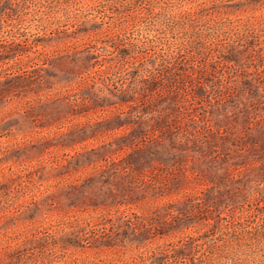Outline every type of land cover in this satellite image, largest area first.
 Instances as JSON below:
<instances>
[{"label":"rangeland","instance_id":"1","mask_svg":"<svg viewBox=\"0 0 264 264\" xmlns=\"http://www.w3.org/2000/svg\"><path fill=\"white\" fill-rule=\"evenodd\" d=\"M198 1L0 0V179L21 175L0 189V264H115L186 236L208 242L224 217L254 225L264 29L232 42L173 24ZM202 6L211 22L264 15V0ZM226 237L195 263L264 264V230Z\"/></svg>","mask_w":264,"mask_h":264},{"label":"trees","instance_id":"2","mask_svg":"<svg viewBox=\"0 0 264 264\" xmlns=\"http://www.w3.org/2000/svg\"><path fill=\"white\" fill-rule=\"evenodd\" d=\"M112 1V2H129L132 3L134 0H97V5L101 6L100 4H103V2ZM196 1V0H195ZM210 2H213L214 0H209ZM248 0H238L239 3L246 2ZM205 2V0H200L195 5V9L193 11H184L183 13H180L178 15H173L175 19H173V24H179L181 27L184 28V26L191 27L192 30L195 29V36L201 37L202 35L204 37L211 35L212 33L218 32L219 30L223 29L226 34L230 37L231 41H239L243 38H246L247 36H251V34L254 32V30L260 31L264 29V15L260 16V19L257 21H250L249 19L245 20L244 22L238 21L237 19H227L224 21H218L210 18H204V12L205 8L202 6V4ZM248 3V2H247ZM244 9V8H243ZM242 9V10H243ZM245 11V9L243 10ZM151 14V12H150ZM159 12L152 13L150 19L145 17L146 24L148 22H151L154 17H158L157 15ZM165 26L169 27L168 24L161 23L160 27L165 28ZM206 29H212L211 31H206ZM205 30V31H204ZM203 31L205 34H203ZM251 33V34H250ZM194 40V38H192ZM188 41V40H187ZM222 46H225L223 44ZM250 46H253L252 44ZM233 48L235 50H239V46H234ZM223 54H221V60L231 61L234 60V56L232 55L233 50H228V48L224 47ZM226 53V54H225ZM262 60V58H259V62ZM151 74L150 69H146ZM16 172H11L10 175H14ZM12 176L6 177V181L8 180L9 183L3 182L0 179V189L4 187L5 185H8L12 183L14 178ZM4 177V176H2ZM17 177H21V175H17ZM14 187H12L13 189ZM9 193L3 192L0 194V218L5 217V212L10 211L9 206L10 204H5L7 201V196ZM24 204H19V208L23 207ZM18 209L14 210L16 212ZM247 212L254 215V225L251 226V228H247L242 226L243 222L240 216H229L230 218H225V223L223 226L218 225L216 228V232L218 233L217 238H211L208 242H201L200 237L196 236H186L185 238H181L175 242H169L163 245L156 246L155 248H150L146 250L145 252L137 253L136 255L132 256L131 258L120 260L119 262L115 264H147L146 261H155L156 264H171L172 261H181L182 259H189L191 260V264L195 263V258L200 254L202 250V245L206 244V251L213 253V248L215 247V243L213 240H220L221 242L217 244L218 249L225 250L226 247H228L231 244L232 238H227L226 233H229L230 237H233L232 234L235 236L233 238H238V236L243 235L244 233H249L251 235H255L257 233H261L264 230V209L259 214L257 212V209H254V207H248ZM30 236L26 235L22 241L24 242H30L33 240V238L36 237V230H33L29 234ZM14 239H18L19 237H12ZM4 243L0 242V255L1 253H5V250L3 251L1 248L5 247L6 245H3ZM187 248V250H185ZM189 251V252H186Z\"/></svg>","mask_w":264,"mask_h":264}]
</instances>
